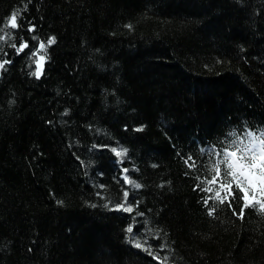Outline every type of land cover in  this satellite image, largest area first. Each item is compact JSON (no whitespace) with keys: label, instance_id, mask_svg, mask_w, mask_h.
I'll use <instances>...</instances> for the list:
<instances>
[{"label":"trees","instance_id":"16d2710c","mask_svg":"<svg viewBox=\"0 0 264 264\" xmlns=\"http://www.w3.org/2000/svg\"><path fill=\"white\" fill-rule=\"evenodd\" d=\"M13 11L57 42L42 78L27 74L35 57L13 54L0 79V264H154L95 195H122L115 160L95 147L113 137L130 149L143 185L130 191L169 264H264V212L217 205L210 217L192 189L211 178L221 131L226 146L264 122V0H0V25ZM13 31L9 44L29 37Z\"/></svg>","mask_w":264,"mask_h":264},{"label":"snow or ice","instance_id":"6c2138e0","mask_svg":"<svg viewBox=\"0 0 264 264\" xmlns=\"http://www.w3.org/2000/svg\"><path fill=\"white\" fill-rule=\"evenodd\" d=\"M239 3L243 5L245 0H239ZM28 7L27 3L23 5L24 10H27ZM9 28L14 30L13 38L16 32L22 28L29 34V37H21L18 42L9 44L7 35ZM36 30L37 24L25 16L23 11L19 14L15 11L11 12L4 20L3 25H0V41L12 49V52L9 53L5 48H0V52L3 53V58H0V79L14 65L13 59L10 58L13 54L17 57L21 54L35 57L34 69L30 64V71L27 74L37 79L42 78L46 71V65L51 60L47 50L57 42V37L50 35L46 39L41 38ZM95 51L100 52V49H95ZM107 91L108 89H105V92ZM111 91L114 95L117 94L115 87ZM9 103H15V101L10 100ZM70 111L69 108L64 109V113ZM48 123L51 124L52 121H48ZM146 127L147 125L143 123L123 124L125 130L134 132L143 131ZM88 128L91 130L93 125L88 124ZM221 136L227 137L228 133L221 131L214 138L215 143L211 145L213 151L208 156V162L211 165L208 172L211 178L209 179L208 175L197 176L196 182L192 185L193 191L200 193L198 202L210 217L217 213V205L226 207L234 217L239 219H244L247 212L254 210L257 206L261 212H264V122H261V126L258 128L244 122L241 134L226 146H223L225 140H221ZM120 139L113 137V142L97 143L95 147L106 150L107 155L115 160L114 171L117 175L112 179L119 183L122 195L115 201L109 199L103 191H97L95 195L104 201L103 207L111 215L122 218L123 227L120 235L127 244L147 253L153 259L154 264H169L168 244L162 239V231L149 226L150 222L145 219V213L139 210L141 204L135 191H130L129 185H133L134 189L142 188L143 185L132 178L131 171L126 166V161H131L132 155L128 147L121 145ZM202 143L206 144L203 141ZM200 150L206 151L207 148ZM100 154L104 155L105 152L102 151ZM180 158L190 168L197 167V157L193 153L180 154ZM221 165H223V169ZM131 169H134L135 172L140 171L135 162H132ZM99 175H105L104 171H99ZM161 186H163V182ZM105 187L104 183L99 184L100 189ZM55 203L60 205L64 201L57 199ZM92 206L97 207L98 205ZM172 264L175 262L173 261Z\"/></svg>","mask_w":264,"mask_h":264}]
</instances>
